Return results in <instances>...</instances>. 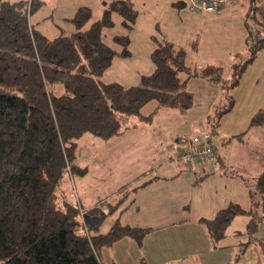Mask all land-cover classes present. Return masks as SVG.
<instances>
[{
    "label": "trees",
    "instance_id": "trees-1",
    "mask_svg": "<svg viewBox=\"0 0 264 264\" xmlns=\"http://www.w3.org/2000/svg\"><path fill=\"white\" fill-rule=\"evenodd\" d=\"M250 3L254 13L261 9L258 0ZM40 5L37 0L30 5L29 0L0 3V264H104L103 248L123 237L141 243L152 228L116 219L102 232L81 219L80 201L67 183L68 178L88 171L78 163L80 139L87 133L103 139L117 136L122 133V122L130 116L152 120L154 112H142L152 100L160 106L187 110L194 93L185 88L188 77L182 73L201 74L227 89L234 88L263 45L251 47L249 33L246 44L251 55L224 79L220 65L193 71L184 47L166 38L156 39L151 53L154 70L142 74L139 85L125 86L117 81L103 82L99 77L114 56L131 55L128 35L113 36L121 45L118 49L104 40L103 32L115 24L114 12L133 28L137 10L132 0H112L87 28L84 26L92 10L81 6L71 18L76 26L73 34L55 37L30 22V15ZM229 101L218 117L232 108L233 95ZM122 188L109 213L126 198L128 191ZM249 193L252 199L259 195L254 206L245 208L230 202L213 217L200 220L212 238L219 240L235 216L249 215L250 240H257L264 251V241L254 237L264 219V169ZM250 242L243 243L242 251Z\"/></svg>",
    "mask_w": 264,
    "mask_h": 264
},
{
    "label": "rangeland",
    "instance_id": "rangeland-1",
    "mask_svg": "<svg viewBox=\"0 0 264 264\" xmlns=\"http://www.w3.org/2000/svg\"><path fill=\"white\" fill-rule=\"evenodd\" d=\"M37 1L41 2V5L31 14L30 18L32 23L49 37L60 34L72 35L76 26L71 18L81 6H89L92 10L91 19L84 26L87 28L91 22L99 18L111 2V0ZM132 1L137 10L133 28H128L124 24L123 16L114 12L115 24L106 27L103 32L104 40L118 49H121V45L116 43L113 36L115 34L128 35L131 55L128 57L114 56L109 68L99 77L101 81H117L125 86L139 85L142 74H150L154 70L155 65L151 53L157 46L156 39L165 38L176 46L185 48L187 62L193 71L200 70L209 64L220 65L224 75L231 77L239 70L243 61L251 55L246 44L249 33L252 34L251 47L263 45L259 50L261 54L257 56L253 66V70L260 69L262 72L264 41L260 38L264 37V14L261 12V9L264 11V7L254 13L250 0H238L231 8L221 11L222 13H214L216 16L205 18L189 10L188 0ZM238 52L240 54H237ZM250 71L247 72L242 87L235 90L236 92L212 82L201 74L191 76L182 73L183 77H188L185 88L194 93L193 104L187 110L181 111L170 106H160L156 100H152L142 107V112L144 114L154 112V119L147 121L138 116H130L128 120L122 122L124 135L103 139L93 134H85L79 141L78 163L82 167H88V171L84 175H76L67 179L70 191L77 194L78 199L77 186L84 190L83 194L88 197L85 199L86 210L80 204L83 214L81 219L92 220L95 217L104 216L102 219L110 220L109 207L117 203L119 197L115 193L122 185L125 188L121 191L127 189L129 190L127 194H130L123 206L131 203L130 210L124 214V217H130L131 213L135 216H154L148 213L150 210L148 211L147 207L141 208V214H136L138 212L136 207L141 204L142 200L141 188L138 187L154 174L153 171L162 173L163 166L161 167L160 164L148 169L153 158H157L158 151L163 150L164 159L162 160L164 162L172 161L171 158L169 159L171 156L176 164L185 166V162L177 154L191 145L194 135L201 134L204 130L210 132L218 152L225 154L226 166L225 171L224 168L221 170L220 166H214L213 171L209 170V174L201 169L199 175H196L194 171H192L193 175L190 173V179L194 181L192 186L194 202L189 194L190 188H182L183 182L181 186H178L183 196L189 194L187 200L192 203V210L188 215L192 219L200 214L215 215L213 212L216 211H212V207H208L207 202L214 193H220L222 187L218 178L211 180L207 176L211 177V174L217 170L222 174L224 171L226 175L232 174L235 177L243 175L244 182L249 184L248 188L255 189L257 177L254 174V168L261 166L258 164L264 160V112L256 114L252 108L254 105L256 108L258 102H261L260 107L264 106V101H262L264 100V76L262 73L248 81ZM231 95H236L238 98L235 108L218 117L221 110L229 106ZM209 114L211 115L208 116ZM252 120L262 123L249 130ZM237 135H242V137ZM143 170H148V172L141 174ZM137 175L138 179L133 180ZM241 180L243 181L242 178ZM243 185L245 186L244 183ZM248 188L246 187L247 191ZM74 194H71V198L75 197ZM239 198L243 202L242 205L249 207L250 203L252 206L255 205L259 195L256 194L253 199L248 195ZM104 199L108 202H102ZM92 204L97 205V208L87 214ZM222 204L225 203L215 200L212 206H222ZM174 213L169 216L176 218L178 214ZM233 225L228 228L229 231L235 225L242 230L246 227V224L241 221ZM247 237L246 234L242 239L246 240ZM228 241L231 239L225 242ZM251 246L260 245L255 242Z\"/></svg>",
    "mask_w": 264,
    "mask_h": 264
},
{
    "label": "crops",
    "instance_id": "crops-1",
    "mask_svg": "<svg viewBox=\"0 0 264 264\" xmlns=\"http://www.w3.org/2000/svg\"><path fill=\"white\" fill-rule=\"evenodd\" d=\"M1 1L3 0H0V2ZM257 5H259L260 7H264V0H258ZM251 8L253 9L252 6ZM261 11L264 14V11L262 9ZM195 13L200 16H204L205 18H211L216 16L214 13L219 14L222 12L218 11L213 13ZM101 15L99 16V18L101 17ZM30 22L32 23L31 18ZM259 52L257 56L261 54ZM257 56L252 62H250L246 66L245 70L241 75L239 83L234 88H232L234 92H236L237 89L239 90L242 87L244 80L248 74L247 72L249 70L251 71L247 77L248 81H250L251 78L258 77L262 73L264 76V59L263 62H261L262 72H260V69H258L257 71L253 70V66L255 64V61L257 60ZM223 77L224 79L229 78V76H225L224 73ZM211 81L216 84L222 85L220 82H215L213 80ZM233 98L234 104L231 108L232 110L235 108L236 103L238 101L236 95H233ZM260 104L261 102H258L256 108L254 105V107L252 108L254 110V113L260 114L264 112V106L260 107ZM250 106L251 105L249 104V107ZM256 109L259 110L256 111ZM210 115L211 114H209L208 116ZM154 117L155 116H153L152 119H154ZM129 118L130 117L126 118V120H128ZM261 123L262 122L256 120L253 125H249L248 129L250 130L255 126H260ZM123 132L124 131L122 129V133L117 136H114L113 138H117L118 136L124 135ZM214 146L217 150L215 144ZM160 151L161 152L158 151L157 158H153L154 160L152 161L151 166L148 169H152L154 168V166L160 164L161 167L163 166V168H161L162 173H157L156 171H153L154 174H152V176H150L148 180L143 182L146 184H142L138 187L141 188L142 200L141 204L136 207V210L138 212L134 208V210L137 212L136 214H141V208L147 207L148 211L150 210L148 213H152L154 216H135L133 213H131L132 215H130V217H124V214L127 213L131 207V203H129V205L127 206H123V204L126 203L127 199L130 196V194H126L127 196L124 200H122L121 206L111 213L110 220L102 219L104 216L95 217L92 220L89 218L85 220V222L89 226H91L92 228L97 227L99 231L102 232L107 231L116 219H119L124 224L144 227L148 226L152 228L150 232L143 238L141 243H139L136 239L132 237H123L112 245L103 248L101 251V258L104 264H264V251H262V246L260 244V246L258 247L251 246L252 243H258V241L250 240V235L247 232V223L250 219L249 215H237L228 225V228H230V226H234L233 224L235 222L241 221L242 223L246 224L245 230L237 228L236 225L230 231L227 228L225 236L217 241L212 238L207 225L200 220V218L202 217L211 218L213 216H205L200 214L196 216L195 219H192L188 215V213H190L192 210V203L188 202L187 200L189 194L191 195L192 201L194 202V189L192 188V186L194 185V181H191L192 179H190L191 174L193 175L192 171H194L196 175H199L201 174V169L204 173L209 174L210 171H213L214 166H220L221 170H223L224 168L225 171V154H222L217 150L218 160L215 163L209 161H197L194 163H185L186 165L182 167L181 165L176 164V162L173 161L175 159L171 156H169V159L171 158L170 160L172 161L164 162L162 160L164 159L163 150ZM263 161L261 164H258L261 166L254 168V174L256 177L264 169ZM183 168H188L190 170L187 171ZM224 171V174H222L221 171L217 170L213 174H211V177L207 176V178L211 180L218 178V182L222 187V189H220V193H214L213 197L207 202L208 207L211 206L212 211L216 212L220 208L228 205L230 202H236L242 205L243 202L240 200L241 198L239 197H245L247 195L250 197V189L248 188L249 184L244 182V176L242 175L241 177L236 175L237 177H235V175L232 174L226 175ZM147 172L148 170H143L141 174ZM215 175H218L219 177ZM138 177V175L135 176L133 180L138 179ZM241 178L243 179V181L241 180ZM182 182L183 186L180 185ZM243 183L245 184V186L243 185ZM122 186H120V188ZM178 186H181L182 188L186 189L190 188L189 194L186 193L187 195L183 196L181 191H179ZM246 187L248 188V191ZM77 189L78 190H76V192L78 193L80 204L84 207V210H86L85 199H87L88 197L83 194L84 190L80 189L79 186H77ZM79 189L81 191H79ZM119 189L115 193L118 197H120ZM134 193L136 194L137 190L134 191ZM215 200H220L222 201V203L225 204H222V206H212L213 201ZM107 201V199H104L102 202L105 203ZM242 206L245 208H250L252 206V203H250L249 207H246L245 205ZM95 208H97V205L92 204V207L88 209L87 214L92 212ZM173 211L178 214L176 218H171L169 216L174 213ZM185 212H187V215H185ZM216 212L213 213L216 214ZM244 216H246V219H244ZM246 234L248 235V240H243L242 238ZM254 237L264 241V219L260 221L258 228L254 233ZM229 239H231V241L225 242ZM246 241H251L250 245L245 248L244 251H242V248L244 247L243 243H245Z\"/></svg>",
    "mask_w": 264,
    "mask_h": 264
},
{
    "label": "built area",
    "instance_id": "built-area-1",
    "mask_svg": "<svg viewBox=\"0 0 264 264\" xmlns=\"http://www.w3.org/2000/svg\"><path fill=\"white\" fill-rule=\"evenodd\" d=\"M238 0H188L187 6L190 11L197 13H213L223 11L234 4ZM32 0H29V5ZM185 163H194L197 161L216 162L218 153L212 142V136L208 130H204L201 134L194 135L191 145L184 151L177 154Z\"/></svg>",
    "mask_w": 264,
    "mask_h": 264
}]
</instances>
